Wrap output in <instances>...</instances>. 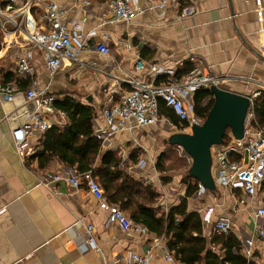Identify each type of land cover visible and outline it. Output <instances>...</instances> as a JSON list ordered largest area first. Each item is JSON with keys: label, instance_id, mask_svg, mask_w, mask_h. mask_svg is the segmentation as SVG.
<instances>
[{"label": "crops", "instance_id": "1", "mask_svg": "<svg viewBox=\"0 0 264 264\" xmlns=\"http://www.w3.org/2000/svg\"><path fill=\"white\" fill-rule=\"evenodd\" d=\"M50 1L71 8L66 15L68 22L83 15L79 5L75 6V0H32L31 13L41 14L45 3ZM91 1L89 18L80 34L90 45L105 38L111 54L103 57L90 49L82 55L100 69L109 71V75L97 68L81 67L76 62H66L51 74L45 68L42 52L35 49V73L19 79L13 68L16 53L26 48L27 35L10 23L4 31L0 22V79L14 81L18 86L13 101L0 96V264H103L105 260L123 264L130 252L142 253L148 249H152L153 255L150 264H182L169 251L165 236L154 232L141 235L118 225L108 226V211L86 187L43 183L46 172L64 167L57 157L46 160L47 133L30 134L24 153L18 152L12 136V131L36 110L35 103L25 97L30 87L53 93L58 100L73 98L90 106L94 115L99 116L110 87L119 88L120 92L130 88L126 83L119 86L115 76L131 75L150 80L148 66L135 68L140 59L146 64L175 68L177 80L198 65L204 72L226 76L224 89L249 97L257 92L253 101L264 95V0H177L178 6H170L163 18L157 16L155 9L148 8L149 0H135V5L144 11L133 22L105 24L102 20L108 12L103 16L98 7L108 0ZM185 5L194 6L196 13L178 19L180 8ZM17 6L0 0V8L6 13H12ZM92 29L95 35H88ZM155 82L165 83L167 76L161 75ZM163 106L161 103L160 107ZM162 108L161 114L170 118ZM59 111L62 110L55 105L54 114L49 118L52 127L62 128L69 122L68 117L61 120ZM170 120L171 123L162 120L153 126L119 133L112 140L114 148L101 146V153L113 151L120 158V167L133 179L154 188V207L159 214L186 199L188 211L201 216L203 235L209 241L217 233L215 221L227 218L232 223L230 232L240 241V254L247 264H264V236L259 233L264 217L256 216L257 209L264 207V181L253 196H246L239 188L222 186L216 180L215 192L200 191L199 182L188 174L191 158L180 147L165 143L172 133L183 132L179 119L178 123ZM174 128L175 131L169 132ZM166 146L180 153V159L186 164L184 168L173 173L166 171L162 164L165 153H176L167 151ZM124 154L128 157L125 162ZM159 158L163 169L158 167ZM140 160H146L147 164L133 173L128 170V165L137 166ZM97 164H100L99 158ZM171 175L173 178H168ZM87 224L94 226L101 252L83 249ZM247 239L253 242L251 254L247 253ZM209 246L221 258L225 257L220 244ZM168 252L173 256L172 261L166 259Z\"/></svg>", "mask_w": 264, "mask_h": 264}, {"label": "built area", "instance_id": "2", "mask_svg": "<svg viewBox=\"0 0 264 264\" xmlns=\"http://www.w3.org/2000/svg\"><path fill=\"white\" fill-rule=\"evenodd\" d=\"M148 5L150 9H155L157 16L163 18L164 13L170 6H178L177 0H157ZM9 4L18 5L13 8L12 13H6L0 8L1 28L5 31L8 23L13 24L27 35L28 43L23 51L16 53L14 73L21 78H27L35 73L33 64L34 50L42 52L46 70L54 74L66 62H76L81 67H93L99 69L103 74L109 75V71L95 66L94 61H87L83 58V53L87 50H94L103 57L110 56L111 47L107 40L90 45L86 37H82L80 31L89 18L91 0H75V6L79 5L82 10V17L78 20L68 22L66 15L71 8L62 7L55 1L45 3L42 13L34 16L31 13L32 0H8ZM104 16L102 24L107 22H133L144 9L135 5V0H108L106 4L98 7ZM196 9L192 5H185L180 8L178 19L192 16ZM20 20L17 21V18ZM88 35H95V30H91ZM196 61L194 57H191ZM149 68L150 80L139 76L116 77L119 86L128 84L127 90L119 91L110 87L108 89V100L101 109L100 115H94L92 120L93 132L100 141L101 146L111 147L112 140L117 134L125 131H133L136 128H144L158 124L162 120L171 123L170 118L160 112V105L163 103L180 120V128L185 132H191L195 125H201L205 118L194 111L193 95L201 90L212 86L222 87L225 77L223 75L204 72L200 66L196 65L183 78L176 79V69L157 63H145L138 59L135 63L137 70ZM167 76V82L157 84L155 80L159 76ZM116 84V88L118 87ZM18 93V86L14 81H2L0 79V96L8 101H13ZM116 95L118 98H116ZM257 95L254 94V96ZM250 97L251 104L247 111L244 135L242 138H235L229 134V139L222 144L213 145L211 148L212 164L215 166V180L222 186L229 188H239L246 196L256 194L258 187L264 181V127L261 126L255 117L253 97ZM25 97L32 100L36 105V110L21 124L19 128L12 131L16 149L24 153L28 147L30 134H44L51 127L49 118L54 114L55 101L57 96L45 90H37L30 87L26 91ZM213 94L205 99L208 102ZM61 120L67 118L64 111H59ZM63 123V122H62ZM237 155L238 157H232ZM124 154V162L127 156ZM121 161V165L123 163ZM147 164L146 160H140L137 166L128 165L127 168L132 173L136 168H142ZM125 165V164H124ZM139 179L140 175L137 176ZM45 185L53 183H64L72 188L86 187L100 202V206L108 211L106 224L118 225L124 230H134L141 235H148L149 229L135 222L116 203L108 201L106 194L100 183L93 176L91 171L79 172L72 167H61L45 173L43 178ZM199 190L205 188L198 183ZM257 217H264V207L256 211ZM232 229V223L227 218H218L215 221L214 230L217 233H227ZM87 235L83 244V249L101 252V248L96 242L94 226L87 224L85 227ZM259 233L264 236V221L259 224ZM252 240L247 239V253L251 254L250 248ZM152 249L145 252H130L123 264H150L152 261ZM166 259L173 260L170 252ZM103 264H113L112 261L105 260Z\"/></svg>", "mask_w": 264, "mask_h": 264}, {"label": "trees", "instance_id": "3", "mask_svg": "<svg viewBox=\"0 0 264 264\" xmlns=\"http://www.w3.org/2000/svg\"><path fill=\"white\" fill-rule=\"evenodd\" d=\"M211 95L208 89H201L193 95L194 111L203 118L207 117L213 104L212 97L205 102ZM55 105L66 113L69 122L62 128L51 127L46 132L44 156L47 161L57 157L66 167L79 172L91 171L108 201L118 204L131 219L146 226L150 232L168 238L169 251L182 264H247L240 254V241L233 233H215L210 241L203 235L202 218L198 213L188 211L186 199L167 212L158 213L154 207V188L133 179L120 167V158L113 151L101 153L100 141L93 132L94 110L90 106L70 97L57 99ZM162 112L178 123L166 106ZM254 112L258 123L264 126V95L254 100ZM229 134L227 130L224 141L229 139ZM98 158L100 164L96 165ZM160 160L158 167L163 169ZM210 244H220L225 257L214 252Z\"/></svg>", "mask_w": 264, "mask_h": 264}, {"label": "water", "instance_id": "4", "mask_svg": "<svg viewBox=\"0 0 264 264\" xmlns=\"http://www.w3.org/2000/svg\"><path fill=\"white\" fill-rule=\"evenodd\" d=\"M210 91L214 100L204 122L193 126L191 132L172 133L165 143L180 147L192 160L188 174L205 189L215 192L211 148L223 143L227 130L235 138L243 137L251 100L248 95L222 87L212 86Z\"/></svg>", "mask_w": 264, "mask_h": 264}, {"label": "rangeland", "instance_id": "5", "mask_svg": "<svg viewBox=\"0 0 264 264\" xmlns=\"http://www.w3.org/2000/svg\"><path fill=\"white\" fill-rule=\"evenodd\" d=\"M108 80V79H107ZM111 80V79H110ZM176 130V128H174L173 130H169V132H173V131H175ZM191 130H192V128H191ZM170 149H171V151H170ZM180 149V148H179ZM166 150L168 151L169 150V152H176V153H174L173 155H169V154H166L165 153V155H164V157H163V159H162V164L164 165V168H166L167 170V172H169V173H173V172H175V170H178V169H181V168H184V165H186V164H184L183 163V161L180 159V153H178L177 151H175V150H172V148H170L169 146H166ZM182 150V149H181ZM180 150V151H181ZM166 151V152H167ZM183 151V150H182ZM181 151V152H182ZM185 153V152H184ZM184 160V159H183ZM185 162V161H184ZM215 171V166H213L212 167V173ZM215 174V173H214ZM168 178H173V176L171 175V176H169Z\"/></svg>", "mask_w": 264, "mask_h": 264}]
</instances>
